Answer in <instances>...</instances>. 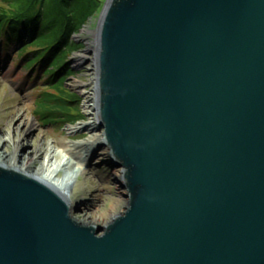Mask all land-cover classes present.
Returning <instances> with one entry per match:
<instances>
[{
    "label": "water",
    "instance_id": "obj_1",
    "mask_svg": "<svg viewBox=\"0 0 264 264\" xmlns=\"http://www.w3.org/2000/svg\"><path fill=\"white\" fill-rule=\"evenodd\" d=\"M93 37L126 209L0 165V264H264V0H106Z\"/></svg>",
    "mask_w": 264,
    "mask_h": 264
},
{
    "label": "rangeland",
    "instance_id": "obj_2",
    "mask_svg": "<svg viewBox=\"0 0 264 264\" xmlns=\"http://www.w3.org/2000/svg\"><path fill=\"white\" fill-rule=\"evenodd\" d=\"M101 2L97 13L78 33L72 36L77 49L68 54V62L73 74L67 77L63 87L68 97L71 96L70 94L76 95V101L72 105L77 108L80 116H77L75 120L68 119L66 113L57 114L60 118L57 122L55 118L52 121L47 118L48 113L55 110L43 108L42 96L44 91L54 90L46 88L47 81L43 73L32 72L25 67L26 63H22L20 58H14L17 51L15 46L12 47V52L0 53V139L3 137L12 139L7 143H0V150L5 151L6 156L7 153L14 151L15 137L18 139L22 134L14 129V124L16 123L15 127H17L23 122L33 126L32 131L27 130L26 136L30 145L51 142L54 150L60 153L59 156L54 157L55 161L62 162L61 168L59 166L57 171L59 176L66 177V174L74 167L61 156L69 150L68 141L72 140L79 144L87 141L91 135L86 128L87 122L91 120L87 110L88 103L95 98L94 87L97 71L93 31L97 28L106 0H101ZM96 131L104 134V129L99 125ZM24 151L25 149L21 148L18 152L23 155ZM88 152L84 157L83 167L79 168V173L72 180L69 204L76 218L84 219L87 216L94 218L98 221L94 225L104 228L105 222L111 220L113 213L120 214L126 209L129 198L123 174L120 179H117L112 172L116 168H120L123 172L124 168L116 165L105 143H98ZM47 159L48 156L47 158L45 156L43 161L48 163ZM116 200L119 204L112 209Z\"/></svg>",
    "mask_w": 264,
    "mask_h": 264
},
{
    "label": "trees",
    "instance_id": "obj_3",
    "mask_svg": "<svg viewBox=\"0 0 264 264\" xmlns=\"http://www.w3.org/2000/svg\"><path fill=\"white\" fill-rule=\"evenodd\" d=\"M101 4V0H0V52L4 42L15 46L14 58H20L32 72L43 73L46 88L54 90H46L42 96L43 108L55 110L46 116L51 121H59V113H66L72 121L80 116L72 105L76 95L68 97L63 87L73 74L68 54L77 49L72 36Z\"/></svg>",
    "mask_w": 264,
    "mask_h": 264
},
{
    "label": "bare ground",
    "instance_id": "obj_4",
    "mask_svg": "<svg viewBox=\"0 0 264 264\" xmlns=\"http://www.w3.org/2000/svg\"><path fill=\"white\" fill-rule=\"evenodd\" d=\"M94 82V81H93ZM94 96L90 102L88 103V114L91 116V120L87 122L86 128L90 132V138L87 141H83L82 143L76 144L72 140L68 141L69 150L67 153L63 154L61 158L64 160H68L69 164L74 165L71 171L66 174V177L62 175L59 176V166L61 168L62 162L55 161L54 157L59 156L60 154L58 151L54 150V146L51 142L48 143H39L37 145H30L27 139V130L32 131V124L26 125L25 123L21 122L17 127L14 129L20 132V136L18 139L15 137V148L14 151L7 153L6 156L4 153L5 151L0 150V165L7 167L9 169L17 170L24 174H27L31 177L42 179L46 181L47 184L51 185L56 191L63 194V196L69 201H71L70 193L72 192L69 182L75 178V176L79 173V168H82L84 165V157L89 153L88 151L96 146L98 143L103 144L104 141V134L101 132L96 131L97 126L99 125L98 119V108L96 107V79H95V87H94ZM11 138L3 137L0 139V143L2 142L7 143ZM24 148L25 151L23 155L19 154V149ZM73 153V154H72ZM48 156V163L43 161L44 157ZM55 159V160H54ZM48 164V165H47ZM113 175L115 178L120 179L123 172L120 168H116L113 171ZM71 179V180H70ZM71 184V183H70ZM72 186V185H71ZM119 204V201H114L112 209ZM118 215L113 213L111 215V220L105 222L108 225L113 218ZM79 222L84 225H94L98 221L91 217H85L84 219L77 218Z\"/></svg>",
    "mask_w": 264,
    "mask_h": 264
}]
</instances>
